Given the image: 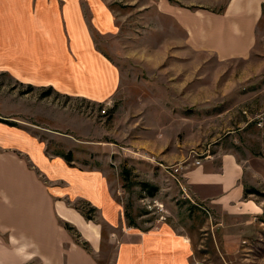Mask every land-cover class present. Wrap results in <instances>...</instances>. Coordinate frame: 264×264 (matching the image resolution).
I'll return each mask as SVG.
<instances>
[{
    "label": "rangeland",
    "instance_id": "obj_1",
    "mask_svg": "<svg viewBox=\"0 0 264 264\" xmlns=\"http://www.w3.org/2000/svg\"><path fill=\"white\" fill-rule=\"evenodd\" d=\"M102 1L117 27L95 33V42L119 70L114 95L95 101L0 73V123L37 137L50 153L69 151L75 166L104 171L134 228L167 224L189 235L191 264H264V18L248 57L221 60L191 49L163 6L216 13L227 0ZM210 155L239 160L245 187L260 192L243 201L259 215L242 220L193 203L184 175Z\"/></svg>",
    "mask_w": 264,
    "mask_h": 264
},
{
    "label": "crops",
    "instance_id": "obj_2",
    "mask_svg": "<svg viewBox=\"0 0 264 264\" xmlns=\"http://www.w3.org/2000/svg\"><path fill=\"white\" fill-rule=\"evenodd\" d=\"M222 1L193 0L186 6L216 7ZM263 5L264 0H227L216 13L163 8L173 13L191 49L226 60L251 54ZM116 27L115 14L102 0H0V73L57 93L107 100L120 75L98 49L95 33ZM50 152L37 137L0 123V264L192 263L189 235L167 224L134 228L104 171L75 166L66 158L69 151ZM244 175L235 156L210 155L185 173V189L198 207L244 220L260 214L257 205L243 201ZM77 208L95 209L93 220ZM64 223L75 227L91 252Z\"/></svg>",
    "mask_w": 264,
    "mask_h": 264
},
{
    "label": "trees",
    "instance_id": "obj_3",
    "mask_svg": "<svg viewBox=\"0 0 264 264\" xmlns=\"http://www.w3.org/2000/svg\"><path fill=\"white\" fill-rule=\"evenodd\" d=\"M263 18H264V5H263ZM262 20V19H261ZM66 158H67V160L69 161V162H71L72 160H71V154H69V155H67L66 156ZM128 171L126 170L124 173H127ZM145 187H148V185L147 184H143ZM152 189H155V188H153L152 187ZM250 194H260V192L258 191V190H256V189H252V188H246L245 189V195L247 196V195H250ZM262 195H264V193L262 194ZM77 210L79 211V212H81V214L87 219V220H93V216H91L90 214H92V212L94 213L95 212V209H93V208H90V209H88V211L87 212H84V211H82L80 208H77ZM93 215V214H92ZM132 225V224H131ZM63 226L69 231V232H71L73 235H74V237H75V240H76V242L79 244V245H81L85 250H87L88 252H91V248H90V245H89V243L88 242H85V241H83V240H81V236L79 235V233L77 232V230L73 227V226H71L70 224H68V223H64L63 224Z\"/></svg>",
    "mask_w": 264,
    "mask_h": 264
}]
</instances>
